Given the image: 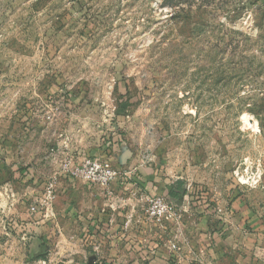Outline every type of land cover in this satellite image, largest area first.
<instances>
[{
	"label": "rangeland",
	"instance_id": "1",
	"mask_svg": "<svg viewBox=\"0 0 264 264\" xmlns=\"http://www.w3.org/2000/svg\"><path fill=\"white\" fill-rule=\"evenodd\" d=\"M237 197L264 207V0H0V264H207Z\"/></svg>",
	"mask_w": 264,
	"mask_h": 264
},
{
	"label": "crops",
	"instance_id": "2",
	"mask_svg": "<svg viewBox=\"0 0 264 264\" xmlns=\"http://www.w3.org/2000/svg\"><path fill=\"white\" fill-rule=\"evenodd\" d=\"M224 216L229 225H224L221 232L213 235V241L204 246L207 264H213L217 256L226 260L224 253L232 252L235 248L255 255L264 253V207H252L237 197ZM253 264H264V261L254 259Z\"/></svg>",
	"mask_w": 264,
	"mask_h": 264
},
{
	"label": "built area",
	"instance_id": "3",
	"mask_svg": "<svg viewBox=\"0 0 264 264\" xmlns=\"http://www.w3.org/2000/svg\"><path fill=\"white\" fill-rule=\"evenodd\" d=\"M75 175L89 185L106 186L116 179L117 172L107 160L84 159L81 167L76 170ZM53 198L52 186L49 185L45 199L48 203ZM146 212L150 218L158 221L167 217L171 218L175 215L174 205L165 202L161 197L148 198Z\"/></svg>",
	"mask_w": 264,
	"mask_h": 264
}]
</instances>
